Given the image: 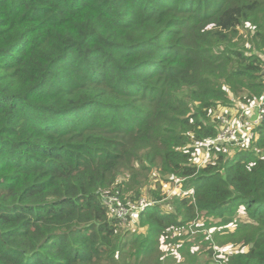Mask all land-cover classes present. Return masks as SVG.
<instances>
[{
	"label": "trees",
	"instance_id": "1",
	"mask_svg": "<svg viewBox=\"0 0 264 264\" xmlns=\"http://www.w3.org/2000/svg\"><path fill=\"white\" fill-rule=\"evenodd\" d=\"M262 96L264 0H0V264H162L161 237L238 208L248 248L215 264H264V119L231 155L216 140ZM124 170L185 184L169 210L147 188L141 233L101 198Z\"/></svg>",
	"mask_w": 264,
	"mask_h": 264
},
{
	"label": "rangeland",
	"instance_id": "2",
	"mask_svg": "<svg viewBox=\"0 0 264 264\" xmlns=\"http://www.w3.org/2000/svg\"><path fill=\"white\" fill-rule=\"evenodd\" d=\"M248 27V25L245 26L246 29ZM227 109L228 108H225L224 110ZM232 122L235 123V120L233 119ZM250 131L253 134L250 142H246L244 140L242 143L237 145L225 144L220 150H223L226 155H231L241 148H246L251 142L254 143L257 134L252 131V127H250ZM206 148H208L207 145H201L192 153V159L196 163L197 167L203 165V163L206 164L207 162L213 161L217 158L215 151L212 152L209 148V150ZM150 178L151 179L148 180L146 178V174L143 175L138 170H132L131 172L124 170L117 176V181L120 183H118L113 190L117 191L118 195L120 194V197L125 196V198H135V195L137 196L141 192H144L146 195L143 194L141 198L144 196L148 200L153 201L154 198L148 195L147 188L155 189L151 191L155 192L158 197L163 196L161 193L167 196V198L163 196L164 198L158 202L162 204L163 210H169V207H167L164 203L168 199H171L175 194H183L185 184L174 178L162 182L155 173L151 174ZM118 195L116 194V196L119 198L118 201H121L122 203L126 201L136 203L133 202V200H122ZM136 216L131 218L129 217L126 220L121 221V227L125 230V232L141 233L146 230V228H139V226L136 225V221L138 220ZM228 216L231 217V220L227 225H220L221 227H216L214 224L222 223L221 218L214 215H209L205 212L197 214L192 224H188L189 226L181 229L182 233L183 231L187 233H184L187 235V237L174 246H168L162 243V241L166 240V238L165 236L161 237L158 246L163 250V253L160 255L162 264L165 262H173L172 257L167 256L169 249L172 248L173 251H176L181 246V244H185L187 241H190L188 242L190 245L189 251L183 249L185 252L184 255L178 250L181 256L180 264L222 263L220 262V259H224L227 254L246 250L248 245L246 244L245 237L247 235L248 229L240 227L239 225H244L247 223L254 224V222L248 217L242 208H238L235 213L228 214ZM223 226L226 228H223ZM150 239L152 240L154 238L152 237ZM126 245L128 247L131 246L129 241ZM174 258H177V256L174 255Z\"/></svg>",
	"mask_w": 264,
	"mask_h": 264
},
{
	"label": "built area",
	"instance_id": "3",
	"mask_svg": "<svg viewBox=\"0 0 264 264\" xmlns=\"http://www.w3.org/2000/svg\"><path fill=\"white\" fill-rule=\"evenodd\" d=\"M263 102L264 96L249 104L238 103L236 106H239L238 108H240V112L237 116H221L220 120L222 128L216 137V140L233 145L240 144L244 140L250 142L253 135L250 131V127H252V131L256 133L254 127L259 125L264 119ZM233 119L235 120V123L232 122ZM101 198L107 207L108 213L121 221L126 220L128 216L142 210L149 204L146 198H140L136 203H131V201L122 203L121 201H118L119 198L116 194L111 193L109 190H105L104 193H102Z\"/></svg>",
	"mask_w": 264,
	"mask_h": 264
},
{
	"label": "crops",
	"instance_id": "4",
	"mask_svg": "<svg viewBox=\"0 0 264 264\" xmlns=\"http://www.w3.org/2000/svg\"><path fill=\"white\" fill-rule=\"evenodd\" d=\"M238 107H239V106H238ZM140 198H141V197H140ZM140 198H139V199H140ZM143 198H145V197L143 196Z\"/></svg>",
	"mask_w": 264,
	"mask_h": 264
}]
</instances>
